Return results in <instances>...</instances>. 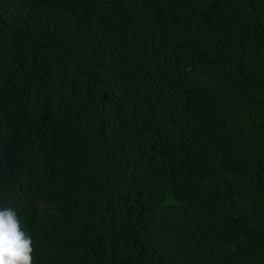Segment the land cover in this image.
<instances>
[{"label": "trees", "instance_id": "16d2710c", "mask_svg": "<svg viewBox=\"0 0 264 264\" xmlns=\"http://www.w3.org/2000/svg\"><path fill=\"white\" fill-rule=\"evenodd\" d=\"M0 207L32 264H264V0H0Z\"/></svg>", "mask_w": 264, "mask_h": 264}, {"label": "clouds", "instance_id": "9594fccd", "mask_svg": "<svg viewBox=\"0 0 264 264\" xmlns=\"http://www.w3.org/2000/svg\"><path fill=\"white\" fill-rule=\"evenodd\" d=\"M32 251L15 208L0 207V264H32Z\"/></svg>", "mask_w": 264, "mask_h": 264}]
</instances>
